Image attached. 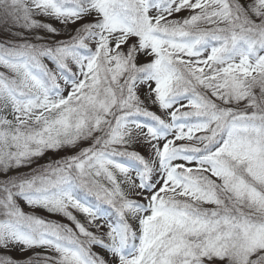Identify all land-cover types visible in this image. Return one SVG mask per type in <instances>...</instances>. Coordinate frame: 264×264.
Returning a JSON list of instances; mask_svg holds the SVG:
<instances>
[{
    "label": "rangeland",
    "instance_id": "rangeland-1",
    "mask_svg": "<svg viewBox=\"0 0 264 264\" xmlns=\"http://www.w3.org/2000/svg\"><path fill=\"white\" fill-rule=\"evenodd\" d=\"M74 1L69 9L0 0V181H16L4 201L64 225L100 264H264V126L228 119L264 112V43L240 35L228 46L226 37L264 30V0ZM168 27L188 37L167 35ZM222 28L229 33L215 32ZM71 43L84 52L62 49ZM20 44L54 47L56 62L43 61L54 94ZM183 74L216 114L183 95ZM134 111L160 129L133 120ZM80 154L84 187L128 228L74 190L40 195L48 187L38 171ZM227 203L236 213L214 216ZM0 256L90 264L75 248L2 219Z\"/></svg>",
    "mask_w": 264,
    "mask_h": 264
},
{
    "label": "trees",
    "instance_id": "trees-1",
    "mask_svg": "<svg viewBox=\"0 0 264 264\" xmlns=\"http://www.w3.org/2000/svg\"><path fill=\"white\" fill-rule=\"evenodd\" d=\"M55 4L63 7V8H69L71 9L72 5H75L74 0H53ZM249 28L247 27V31L244 32L239 29V32L237 34H232L231 36L227 35L228 46L232 45L231 41L232 39H236V37L242 35L246 39L250 41H256V43H264V30H258L256 32H249ZM251 29V28H250ZM230 29L227 28V30L224 28L215 30L216 33H229ZM253 30V29H252ZM254 31V30H253ZM167 35L170 36H183V38L188 37L187 31L179 28V27H168L166 31ZM185 32V33H184ZM173 34V35H172ZM181 38V37H180ZM233 46V45H232ZM20 51L22 56L25 57L24 61L28 65L29 68L32 69V71L46 83L47 91L49 94H54L56 92V87L51 83L50 76L48 75L47 68L43 65L44 58L47 56H50L53 58L56 62V58L54 57L53 49L54 47L48 46L43 48H35L33 46H29L26 44H20L16 46ZM62 49H66L72 53H81L84 52L85 47L81 44H75L71 43L69 45H66ZM254 49H257V47H254ZM87 50V49H86ZM187 76V75H186ZM181 84H182V90L184 91L183 95L186 94L192 99H196L198 101V105L203 108V113H207L209 110L211 112H217L218 107L212 103L211 108H204L207 106V102L205 99L207 98L204 92H202L200 89H198L196 86H194L193 82L190 78H185L184 74L183 77H181ZM216 114V113H215ZM258 115V116H253ZM199 115L192 116L193 118H196ZM247 117V118H257L259 124L261 126H264V112L255 111L251 108H246L245 110H241L238 112H235L233 115L230 114L231 117ZM131 118L135 120L136 122H143L149 125H152L156 127L157 129H160L161 124L159 121L148 114L141 113V112H132ZM190 119V118H189ZM252 120V119H249ZM83 155L80 154L75 157H69L65 159L64 161H53V163L50 165L48 170H40L38 171L37 176L46 177V185L48 187L47 191L40 193V195L54 193L57 194L58 192H65L74 190L77 197L83 201L86 204H90L93 207H95L97 213H101L102 210L106 208H110V212L116 215L117 221L122 225V228H128L126 225V222L124 219H122L121 216H119L120 213H118L116 208L111 207L103 198L99 197L97 195L96 191H91L89 189H86L84 187V183L81 182V180H85V175L77 164L82 162ZM127 155L123 156L122 154H119L118 152H113L112 155L110 154L109 157L114 160H119L121 162H124L129 165H137V163L131 158L126 157ZM79 159V160H77ZM84 163V162H83ZM82 165V164H81ZM80 169V170H79ZM46 171V173H45ZM46 174V175H44ZM36 175V174H35ZM16 181H0V219L11 221L12 224L15 223V227L22 228L24 231L31 233L32 235H37L39 237L46 236L49 240L52 242L62 245V246H68L70 248H75L82 257H84L90 264H100L97 263V257L94 255L89 248L86 246L85 240L71 232L67 227L64 225L58 224L54 221H51L47 219L46 217L39 215L37 213H31V212H22L20 211L14 204L10 203L7 197L8 194L11 196H14V191L16 190V187H13L14 183ZM19 192V191H18ZM5 198H7L9 201L5 202ZM8 205V207H5ZM232 213H236L235 208L230 203H227V207H225V210L220 211L217 213L216 211V217L221 216H231ZM247 216V215H246ZM119 217V218H118ZM241 217H245L244 215ZM243 219V218H242ZM128 233V230L126 231ZM125 232V235L127 233ZM129 238H126L127 243H125V247L123 248L124 253H129L132 247V237L131 232L129 230ZM0 264H52L48 262H41V261H35V260H28V261H13L9 258L0 256Z\"/></svg>",
    "mask_w": 264,
    "mask_h": 264
}]
</instances>
